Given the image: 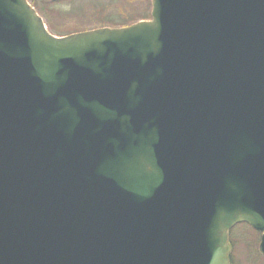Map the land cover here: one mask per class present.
Segmentation results:
<instances>
[{
    "label": "water",
    "instance_id": "95a60500",
    "mask_svg": "<svg viewBox=\"0 0 264 264\" xmlns=\"http://www.w3.org/2000/svg\"><path fill=\"white\" fill-rule=\"evenodd\" d=\"M240 222L264 255V0L62 36L0 0V264H230Z\"/></svg>",
    "mask_w": 264,
    "mask_h": 264
},
{
    "label": "rangeland",
    "instance_id": "374dc122",
    "mask_svg": "<svg viewBox=\"0 0 264 264\" xmlns=\"http://www.w3.org/2000/svg\"><path fill=\"white\" fill-rule=\"evenodd\" d=\"M29 2L35 8L37 13L43 18L46 24V19L38 8V1L37 3H34L29 0ZM52 2L55 3L54 12L58 17L59 23L63 25V28H65L64 31L69 33H76L79 31L96 29L100 27H109L101 26L102 23L97 24V22L112 21L111 19L116 16H132L133 19L128 21L130 22L129 25H131L140 20L139 17L146 16H141L138 13L145 11V8L148 10L149 5L151 11V0H59L56 2ZM58 13L64 16V18H61ZM146 17V19H150L151 14ZM88 23L91 24L87 27H84V25ZM80 27L86 29L77 30ZM48 30L50 31L49 28ZM238 225L231 228L229 232L230 234L228 238L232 246L230 262L233 256L234 264H264V256L258 250L260 232H257L252 229L254 231L253 232L246 226ZM233 241L235 243V246L234 244H232Z\"/></svg>",
    "mask_w": 264,
    "mask_h": 264
},
{
    "label": "trees",
    "instance_id": "16d2710c",
    "mask_svg": "<svg viewBox=\"0 0 264 264\" xmlns=\"http://www.w3.org/2000/svg\"><path fill=\"white\" fill-rule=\"evenodd\" d=\"M31 1L34 2V3H37V1H38V4H39V7L38 8L41 11L42 15L45 17L46 24H47L48 28L50 29V31L53 34H55V35H64L66 33H69V32H65L64 31L65 28H63V25L61 23H59L58 17L56 16V13L54 12V10H55L54 9L55 8L54 7V4H55L54 2L49 1V0H31ZM144 10L145 11L139 12L138 14H140L141 16L142 15L149 16L150 15V5L148 6V10L146 8ZM58 15L61 18H64V16L60 15L59 13H58ZM146 16L145 17H139V19L140 20L141 19H146L147 18ZM132 19H133L132 16H116V17H113V19H111L112 21H107V22L99 21V22H97V24L98 23L99 24L102 23L101 26H109V27H113V26H126V25H129V23H130L128 21H130ZM133 21H135V20H133ZM90 24L91 23L85 24L84 27H87ZM83 29H86V28L80 27L77 30H83ZM240 225L246 226L248 229H250L251 231H253L252 228L250 226H248L247 224H245V223L239 224L238 226H240ZM232 244H234V246H235L234 241H233ZM232 263H233V256H232Z\"/></svg>",
    "mask_w": 264,
    "mask_h": 264
},
{
    "label": "bare ground",
    "instance_id": "6f19581e",
    "mask_svg": "<svg viewBox=\"0 0 264 264\" xmlns=\"http://www.w3.org/2000/svg\"><path fill=\"white\" fill-rule=\"evenodd\" d=\"M235 226H236V224H235ZM235 226H233V227H235ZM233 227H232V228H233Z\"/></svg>",
    "mask_w": 264,
    "mask_h": 264
},
{
    "label": "flooded vegetation",
    "instance_id": "af4514ba",
    "mask_svg": "<svg viewBox=\"0 0 264 264\" xmlns=\"http://www.w3.org/2000/svg\"><path fill=\"white\" fill-rule=\"evenodd\" d=\"M231 264H233L232 261H231Z\"/></svg>",
    "mask_w": 264,
    "mask_h": 264
}]
</instances>
